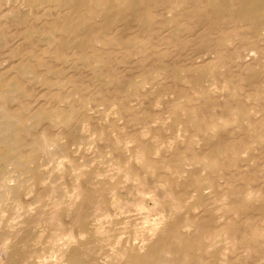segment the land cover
I'll list each match as a JSON object with an SVG mask.
<instances>
[{"label":"bare ground","instance_id":"6f19581e","mask_svg":"<svg viewBox=\"0 0 264 264\" xmlns=\"http://www.w3.org/2000/svg\"><path fill=\"white\" fill-rule=\"evenodd\" d=\"M8 1L0 264H264V0Z\"/></svg>","mask_w":264,"mask_h":264},{"label":"rangeland","instance_id":"374dc122","mask_svg":"<svg viewBox=\"0 0 264 264\" xmlns=\"http://www.w3.org/2000/svg\"><path fill=\"white\" fill-rule=\"evenodd\" d=\"M10 2V4L11 3H13V1L12 0H9L6 4H8ZM262 16H263V18H264V12H262V14H261ZM263 24H264V19H263ZM262 24V25H263ZM13 30H16V29H14L13 27H11ZM262 29H264V27L262 28ZM17 31V30H16ZM4 46H2V43L0 44V52L1 51H3L4 50V48H3ZM129 95H131L130 96V99H131V97H132V93H129ZM168 99V98H167ZM164 102H166L165 101V99L163 100L162 99V105L164 106ZM160 106V105H159ZM100 107V108H99ZM98 108L96 107L94 110H92V109H90V111H89V107L88 106H85L84 107V111L86 112V113H91L93 116H95L96 114L98 115V117H99V120H103L104 122H105V124H107V122H109V121H107L106 120V118L104 119V117H106L104 114H101L102 113V111H103V108L101 107V106H99ZM161 107V106H160ZM82 111H83V109H81ZM83 111V112H84ZM106 120V121H105ZM73 150H75V146L74 145H71L70 146ZM7 152H8V147L7 146H5V145H0V155L1 156H5V155H7ZM43 165H46L45 164V162L43 161L42 162V164H41V166L40 167H37L36 169H35V173L36 174H38V176L40 175V171L43 169ZM42 167V168H41ZM48 167V165H46V167L45 168H47ZM41 168V169H40ZM40 172V173H39ZM38 176L36 175L35 176V178H38ZM37 180V179H36ZM38 183V182H37ZM30 185H33V186H30ZM30 187L33 189V190H35V188H34V185L36 186H38V184H36V182H35V184L33 183V182H31L30 183ZM65 185H67V184H65ZM36 190H37V188H36ZM139 214L138 213H136V215L135 216H137V217H139L138 216ZM30 235L32 234V233H29ZM39 234H40V231H38V230H35V232H34V235H31V236H34V238H36V237H38L39 236ZM30 240L32 241V239L29 237V243L31 244V242H30ZM41 241H42V246L44 245V240L43 239H41ZM40 244V245H41ZM36 247H37V245H36ZM43 248V250L42 249H40V246H39V244H38V248H36L37 250L36 251H45V247L43 246L42 247Z\"/></svg>","mask_w":264,"mask_h":264}]
</instances>
